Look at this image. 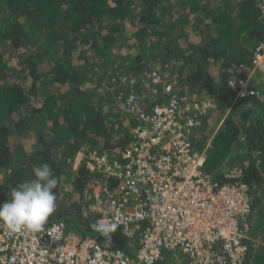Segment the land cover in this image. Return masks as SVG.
<instances>
[{"label": "trees", "instance_id": "16d2710c", "mask_svg": "<svg viewBox=\"0 0 264 264\" xmlns=\"http://www.w3.org/2000/svg\"><path fill=\"white\" fill-rule=\"evenodd\" d=\"M263 4L0 0V203L12 188L34 178V166L46 162L58 181L57 209L48 222L62 220L67 231L97 236L89 194L104 178L81 152L126 143L129 126L137 122L123 101L114 104L118 94L104 91V85L112 76L138 79L156 68L178 91L216 101L214 130L203 131L209 113L193 139L199 150L211 138L207 171L223 180L226 169L249 159L243 180L254 204L245 264H264V80L253 86L259 93L248 97H237L228 85L234 67L250 65L254 48L264 42ZM97 239L106 249L128 252L137 241L119 228L111 244L101 234ZM169 261L166 254L160 264Z\"/></svg>", "mask_w": 264, "mask_h": 264}, {"label": "built area", "instance_id": "2783aa9c", "mask_svg": "<svg viewBox=\"0 0 264 264\" xmlns=\"http://www.w3.org/2000/svg\"><path fill=\"white\" fill-rule=\"evenodd\" d=\"M261 8L264 13V4ZM247 69L236 65L228 81L237 97L258 94L250 79L264 72V42L254 48ZM160 71L108 79L104 91L117 93L116 102L123 101L137 120L131 139L112 151L81 152L104 178L89 194L97 222L118 225L124 235L136 238L134 248L106 249L95 230L97 236H83L67 231L62 220L47 221L35 234L12 236L0 225V264H160L168 253L167 264H245L254 204L243 180L249 161L226 169L223 180L205 169L206 150L195 149L193 139L216 101L178 91ZM137 85L144 91H132ZM147 96L160 100L147 107Z\"/></svg>", "mask_w": 264, "mask_h": 264}, {"label": "clouds", "instance_id": "9594fccd", "mask_svg": "<svg viewBox=\"0 0 264 264\" xmlns=\"http://www.w3.org/2000/svg\"><path fill=\"white\" fill-rule=\"evenodd\" d=\"M247 68L249 72L251 66ZM260 76L252 74L250 86L256 81V77L259 80L262 79ZM242 159L249 161L247 158H241L239 161ZM32 172L33 179L12 188L7 194L8 199L0 203V225L7 230L9 236L21 231L29 234L38 233L57 209V196L54 189L58 181L51 166L45 162L34 166ZM91 227L101 234L105 238L106 245H109L112 241V233L116 231L118 225L104 223L101 220L92 224Z\"/></svg>", "mask_w": 264, "mask_h": 264}, {"label": "rangeland", "instance_id": "374dc122", "mask_svg": "<svg viewBox=\"0 0 264 264\" xmlns=\"http://www.w3.org/2000/svg\"><path fill=\"white\" fill-rule=\"evenodd\" d=\"M193 38V37H192ZM194 39V38H193ZM138 49L135 47V48H133V52H135L136 53V51H137ZM247 66H251V64L250 65H248V64H246ZM212 71V73H213V75L214 76H216V71H214V70H211ZM257 79H255L256 81H258L259 80V78L258 77H256ZM255 84V83H254ZM257 85V87L259 88V84L257 83L256 84ZM261 87V86H260ZM110 104H112L111 102H110ZM109 104V105H110ZM115 105H117V102H115L114 103ZM216 115H215V113L214 112H212L206 119H207V122H206V124H205V122H204V129H203V131H204V134L206 133H209V132H211V131H213L214 130V128H215V124H216ZM48 129H52L51 128V126H49L48 127ZM33 136L35 135L34 133H31ZM29 143H32V141H28V144ZM67 163H68V161H67ZM61 183L63 184V185H65L67 188H69V182H68V180L66 179V178H64V179H62L61 180Z\"/></svg>", "mask_w": 264, "mask_h": 264}, {"label": "crops", "instance_id": "0c3cea01", "mask_svg": "<svg viewBox=\"0 0 264 264\" xmlns=\"http://www.w3.org/2000/svg\"><path fill=\"white\" fill-rule=\"evenodd\" d=\"M161 72V71H160ZM162 74H165V73H163L162 72ZM166 75V74H165ZM167 81H172V79H167ZM254 83H256V81H254L253 83H251L252 85L251 86H254V87H256V88H258L257 86H255V84ZM257 83H259V82H257ZM135 89H137L136 87L135 88H133L132 89V91H136ZM136 92H138V91H136ZM144 93H147V91H145ZM127 94V93H126ZM199 95V94H198ZM157 99H159L160 100V98H157ZM152 100H154V97H152V96H147L145 99H144V102L146 101V104H148L149 102H151ZM128 112V111H127ZM211 113V112H210ZM128 114L130 115V116H133V117H135L133 114H131V113H129L128 112ZM135 124V123H134ZM134 124H132V125H130L129 126V134H130V128H132L133 126H134ZM130 139H131V136H130ZM130 139H129V141H130ZM211 139V138H210ZM209 139V140H210ZM208 140V141H209ZM129 141H127L126 143H121V144H115L113 147H111V148H102V149H92V150H96V151H99V152H102V151H105V150H108V151H112L114 148H116V146H125ZM208 141H207V143H208ZM203 149H205L206 150V146H205V148H203ZM203 149H199V151H201V150H203ZM198 150V149H197ZM243 151H244V149H243ZM243 160V159H242ZM177 255H179V253H176ZM168 258H169V260H171V258H172V256L168 253Z\"/></svg>", "mask_w": 264, "mask_h": 264}]
</instances>
